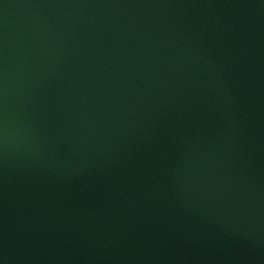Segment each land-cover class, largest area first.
<instances>
[{
	"label": "water",
	"instance_id": "obj_1",
	"mask_svg": "<svg viewBox=\"0 0 264 264\" xmlns=\"http://www.w3.org/2000/svg\"><path fill=\"white\" fill-rule=\"evenodd\" d=\"M0 264H264V0H0Z\"/></svg>",
	"mask_w": 264,
	"mask_h": 264
}]
</instances>
